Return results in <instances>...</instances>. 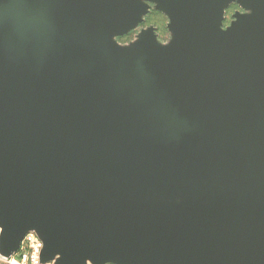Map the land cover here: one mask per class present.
<instances>
[{
	"label": "water",
	"instance_id": "95a60500",
	"mask_svg": "<svg viewBox=\"0 0 264 264\" xmlns=\"http://www.w3.org/2000/svg\"><path fill=\"white\" fill-rule=\"evenodd\" d=\"M155 1L170 61L106 40L133 0H0L1 252L36 226L56 264H264V0L226 33L229 0Z\"/></svg>",
	"mask_w": 264,
	"mask_h": 264
},
{
	"label": "rangeland",
	"instance_id": "374dc122",
	"mask_svg": "<svg viewBox=\"0 0 264 264\" xmlns=\"http://www.w3.org/2000/svg\"><path fill=\"white\" fill-rule=\"evenodd\" d=\"M241 2L242 0H229L224 6L219 25L223 32L226 33L233 26L237 14L240 13L245 16H253L255 14L256 11L254 8L246 4L242 5ZM133 3L136 4L138 16H135L132 23L128 26L109 34L108 42H111L119 50H132L134 47H139L142 40H144V35L147 34V38L151 39V52H160V55L169 61L171 60L172 52H179L181 48L190 46L187 40H181L178 37L179 35L173 27L170 14L161 8L159 2L155 0H133ZM95 54L101 56L105 53L103 48H100L97 51L95 50ZM1 230L0 226V232ZM29 230L38 233L36 226ZM24 236L25 233L19 240L18 247L12 252L3 253L0 251V264H15L12 260H17L25 249V242H23ZM58 257L59 255H55L51 259L42 261L39 255V264H56ZM103 264L117 263L107 261Z\"/></svg>",
	"mask_w": 264,
	"mask_h": 264
},
{
	"label": "built area",
	"instance_id": "2783aa9c",
	"mask_svg": "<svg viewBox=\"0 0 264 264\" xmlns=\"http://www.w3.org/2000/svg\"><path fill=\"white\" fill-rule=\"evenodd\" d=\"M23 242H25L24 252L17 260L12 261L15 264H39V255L43 247L42 239L35 231L29 230L25 232Z\"/></svg>",
	"mask_w": 264,
	"mask_h": 264
},
{
	"label": "bare ground",
	"instance_id": "6f19581e",
	"mask_svg": "<svg viewBox=\"0 0 264 264\" xmlns=\"http://www.w3.org/2000/svg\"><path fill=\"white\" fill-rule=\"evenodd\" d=\"M134 16H138V13H136ZM106 40L108 41V37L106 38ZM126 51L127 50H122L123 53H126ZM0 226H1V229H2L1 232H0V237H2V236H4L5 228L7 229V228L11 227V224H10L9 221H2L0 219Z\"/></svg>",
	"mask_w": 264,
	"mask_h": 264
},
{
	"label": "crops",
	"instance_id": "0c3cea01",
	"mask_svg": "<svg viewBox=\"0 0 264 264\" xmlns=\"http://www.w3.org/2000/svg\"><path fill=\"white\" fill-rule=\"evenodd\" d=\"M86 264H93L90 260H86Z\"/></svg>",
	"mask_w": 264,
	"mask_h": 264
}]
</instances>
